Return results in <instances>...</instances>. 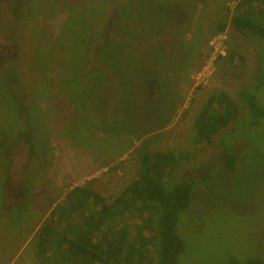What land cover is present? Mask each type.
<instances>
[{"label": "rangeland", "instance_id": "obj_1", "mask_svg": "<svg viewBox=\"0 0 264 264\" xmlns=\"http://www.w3.org/2000/svg\"><path fill=\"white\" fill-rule=\"evenodd\" d=\"M239 1L0 0V69L12 71V92L25 104L18 109L0 71V264H40L38 235L54 207L82 185L112 203L137 178L143 145L181 152L173 182H197L182 213L189 223L179 227L178 264L264 259V120L250 127L241 105L210 144L193 142L208 97L226 91L239 102L264 69V40L231 25ZM223 20L225 55L200 76ZM256 93L264 104V87ZM87 104L101 108L95 122ZM24 107L29 122L20 118ZM21 132L35 151L22 142L15 152ZM223 145L237 156L232 169L222 164ZM141 216L120 227L155 239L140 231ZM152 248L135 264H150Z\"/></svg>", "mask_w": 264, "mask_h": 264}, {"label": "trees", "instance_id": "obj_2", "mask_svg": "<svg viewBox=\"0 0 264 264\" xmlns=\"http://www.w3.org/2000/svg\"><path fill=\"white\" fill-rule=\"evenodd\" d=\"M228 24L227 20L219 21L216 32H224ZM231 25L244 35L264 40V0H240L231 18ZM119 37L112 40H129ZM176 49L178 50V46ZM163 56L165 57V53ZM172 62H177L175 53ZM181 62L179 59L177 65ZM88 64L90 68V60ZM92 70H87V73ZM0 71L7 73L11 79L7 91L19 109L25 105L24 98L22 95L17 98L12 92L14 86L19 88L14 83L12 71ZM261 87H264V69L256 74L253 88L244 89L239 93V102L226 91L210 95L195 118L193 142L210 144L215 134L238 117L241 105L249 114V126L259 127L264 120V104L256 92ZM26 108H23L24 117L20 118L29 122V111ZM83 109L93 114L95 122V114L101 108L87 104ZM114 111L117 113L115 109ZM30 133L21 132L20 137H23L13 141L16 144L15 152L20 141L28 145L27 151L31 150V147L35 151ZM182 158L181 152L150 151L143 145L137 178L112 203H108L87 185L74 187L67 194L65 205L61 207L57 204L51 211L50 219L39 231L37 254L40 264H135L136 261L149 259L150 255L147 253L150 254V244L154 251L153 260H149L150 264H178L185 249V240L179 233V227L187 214L182 213L190 207L197 183L194 178L188 176L173 182V169L181 163ZM221 159L222 164L231 169L238 163L236 154L227 145L222 146ZM11 164L13 163L10 162L9 166H12ZM26 172L27 169L22 175H26ZM4 176L6 177V174ZM26 183L25 177L24 184ZM137 212L143 214L140 217V231L141 228L153 230L155 239L144 235L131 236L128 223L120 227V219L136 215ZM185 222L187 223L186 220ZM231 264H264V259L232 258Z\"/></svg>", "mask_w": 264, "mask_h": 264}, {"label": "built area", "instance_id": "obj_3", "mask_svg": "<svg viewBox=\"0 0 264 264\" xmlns=\"http://www.w3.org/2000/svg\"><path fill=\"white\" fill-rule=\"evenodd\" d=\"M224 38V32H221L216 34L212 39L210 61L206 64L200 76L208 75L209 69L214 64V61H216L220 56L225 55V47L223 44Z\"/></svg>", "mask_w": 264, "mask_h": 264}, {"label": "flooded vegetation", "instance_id": "obj_4", "mask_svg": "<svg viewBox=\"0 0 264 264\" xmlns=\"http://www.w3.org/2000/svg\"><path fill=\"white\" fill-rule=\"evenodd\" d=\"M22 144H23L22 141H20V142H19V146H18L17 151H21V150H22V148H23ZM1 145H2V144H1ZM20 146H21V147H20Z\"/></svg>", "mask_w": 264, "mask_h": 264}]
</instances>
